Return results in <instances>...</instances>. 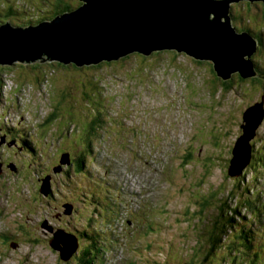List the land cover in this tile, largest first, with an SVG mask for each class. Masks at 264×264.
<instances>
[{
    "label": "rangeland",
    "instance_id": "1",
    "mask_svg": "<svg viewBox=\"0 0 264 264\" xmlns=\"http://www.w3.org/2000/svg\"><path fill=\"white\" fill-rule=\"evenodd\" d=\"M30 1L32 0H18V4L31 9ZM35 1L36 9L29 12L32 18L51 14L49 0L45 4H40L43 0ZM0 5L4 9L2 3ZM239 5L246 21L244 28L257 32L255 28L264 25V11L261 12L257 6L254 8L253 20L256 17L259 21L258 26H254L249 23L251 18H247V15L252 16L248 1ZM2 24L5 22L2 21ZM239 25L243 26L244 22L240 21ZM252 55L253 61L260 62V66L264 67V48L262 52H253ZM182 56L184 55H178L175 51H165L149 59L132 55L128 60L102 64L98 68H88L82 72L57 68L52 76L53 81L48 80L45 86L32 80L28 83L19 81L4 70V81L0 87L1 133L10 136V132H6V128L10 127L27 135L31 132L39 147L35 151L37 155L32 158L24 154L21 144H15V141H11V147L0 149V171L8 170L6 174L0 172V264H63L58 254L50 249V235L43 233L46 230L41 223L46 221L54 228L65 222L67 218L63 215L56 218L58 208L64 204L71 205L76 213L81 211L83 216L88 212L90 215L91 211L84 212L86 204L78 201L81 199L89 205L94 204L98 208V214H116L111 209L102 210L104 206L108 207V196H114L115 201L121 200L120 214L115 215H121V218L113 219L112 224L99 223L98 227H118V230L113 229L115 232L110 243L113 251H97L91 264H143L145 260L151 264L148 259L156 261L157 264H249L250 258L247 262L239 256L237 248L228 245L232 239H237L236 236L228 234L233 228L249 231L251 245L261 243L264 247V198H261L263 206L259 222L252 221V213L243 208L240 213L244 215L245 221L240 219L232 223L231 218H228H233L234 209H237V202L240 203L245 187H253L249 190L252 200L256 193H264V172L262 175L258 168L259 159L255 158V163L251 166L255 167L253 170L246 168L236 178L226 177L225 164V160L230 159L232 146L240 135L242 110L251 103L259 102L264 91L250 90L252 87L248 81L247 83L233 75L235 85L226 87L227 90L223 92L225 96L219 106L212 108L214 97L211 93L199 92L198 101L197 98L193 101H197L191 109L194 112L188 113L189 104L193 102L183 98L187 90V79L194 83L204 80V85L211 88L206 80L211 75V66L206 62L199 66L193 65L192 60ZM142 66L144 68L139 72L145 75L141 77L144 81L131 83V77L138 76L137 68ZM20 68L22 67H18V70ZM44 68L50 69L49 66ZM29 71L28 73L25 66L23 72L17 75L26 80L35 75L38 83V70L29 68ZM96 77L104 78L105 83H108V93L99 104V110L105 117L99 119L101 125L97 123L92 126H101L98 134L93 131L91 150L94 158L88 152L85 167L81 172L73 173L71 165L75 160H69L66 152L70 153L72 149L78 156H82L87 147H81L79 140L81 137L85 141L87 139L85 133H78L83 129L81 117L73 118L80 124L75 130L72 127L71 114L88 118L93 111V115L98 116L95 112L97 99H93L92 103L84 95V85L89 96L92 92L90 79ZM75 80L79 81L81 87L72 95L70 92L74 94L79 87ZM155 83L160 84H156L154 92L160 93L152 96ZM4 84L7 86L4 87ZM237 94L246 100L242 98L244 100L240 101ZM65 99L73 104L65 106L68 104L64 103ZM74 103L76 107L73 106ZM145 103L150 104L144 105ZM224 105L228 109L217 111L224 108ZM21 111L24 112L23 116H17ZM50 113L56 115V121L52 125L45 123ZM263 125L264 121L251 143L253 152L256 151L257 155L264 153V146L261 144L264 143ZM184 145H189L192 149L187 166H184V159L174 156L175 154L183 158L187 155L189 149H178ZM14 148L27 159L20 158ZM27 150L31 151V148L28 147ZM142 158L152 162L149 169L154 174L140 163ZM64 159L68 166H65ZM253 160L254 158L251 162ZM43 163L45 167L41 168ZM58 165L62 166L59 172L53 173L52 169ZM15 167L16 171L13 172ZM140 170L144 171L143 175ZM158 170L164 172V175L162 172V175L159 174ZM67 171L70 173H66ZM118 171L125 176L127 186L115 180L113 175ZM254 172L261 175L256 182L253 180L256 177ZM45 176L49 177L50 188L44 187L39 194L38 188L42 186L40 180ZM202 177L208 178L199 186ZM241 177L242 184L235 188L236 180ZM231 192L234 193L232 198L228 196ZM209 196L211 198H207ZM224 202L227 205L223 206ZM201 209H204L203 214L198 213ZM32 211V225L35 222L40 223L37 224V229H31L29 225V212ZM67 221L62 226L64 230H67ZM216 222L218 223L215 226ZM236 233L233 231V234ZM223 234L230 235V238L227 237L225 241L223 237L220 238V244L223 245L221 250L216 239ZM3 236L6 240L2 239ZM6 241L10 243V248L1 245ZM212 246L214 251H211ZM67 248L69 249L68 246ZM64 249L65 244L60 242L62 255L66 256ZM24 253H29L33 260ZM210 259L211 262L208 261ZM261 264L264 262L261 261Z\"/></svg>",
    "mask_w": 264,
    "mask_h": 264
},
{
    "label": "water",
    "instance_id": "2",
    "mask_svg": "<svg viewBox=\"0 0 264 264\" xmlns=\"http://www.w3.org/2000/svg\"><path fill=\"white\" fill-rule=\"evenodd\" d=\"M78 1L81 6L76 10L55 15L36 26L22 29L8 23L0 25V65L61 64L82 69L116 63L134 54L150 57L175 51L195 61L211 62L222 81L231 80L236 73L242 79L258 74L251 61L257 41L248 32L236 33L229 7L248 1L249 6L260 3L264 9V0ZM222 109L228 108L224 105L217 111ZM262 113L260 105L244 113L242 133L231 150L229 177H239L249 163L250 142L262 121ZM184 148L192 152L189 145ZM44 187L49 188L47 178L42 181L40 193ZM69 212L70 209L65 213ZM70 239L74 242L72 237L58 231L50 240L51 247L60 251L63 262L73 253ZM60 242L65 244L66 256L62 255Z\"/></svg>",
    "mask_w": 264,
    "mask_h": 264
},
{
    "label": "trees",
    "instance_id": "3",
    "mask_svg": "<svg viewBox=\"0 0 264 264\" xmlns=\"http://www.w3.org/2000/svg\"><path fill=\"white\" fill-rule=\"evenodd\" d=\"M45 2H46V0H43L40 4H45ZM0 3H2V6L4 7V9L0 8V24H2V21L9 22V20H10L11 22H9V23L12 24L14 27H25L26 25H29V24L34 23V22L35 23H39L42 20H48V19H45V18H47V16L46 17H42L43 19H37V20L30 19L32 16L30 15L29 12L32 11V10H35L36 7H37L36 6L37 2L35 0H32V1L29 2L30 3L29 5L31 6V9H29L27 6H26V8L23 7V6H19L18 0H13V1L2 0V1H0ZM258 8H259V10L261 12L264 11L262 5H261V7H258ZM63 10L62 11H58L59 13L58 14L56 13V14L60 15L61 13H65L69 9H63ZM230 10H231L230 12L232 13V16L240 17V18H243L245 20L243 14L240 11V5H232ZM247 18H249V19L251 18L252 25L258 26L259 21H258V19L256 17L253 20L252 16L250 17V16L247 15ZM257 28H259L260 30L264 31V25L263 26H259ZM184 56H185V58L187 60H192L191 63L193 65L199 66L200 64L204 63V62H200V61H195V60L191 59L190 57H188L186 55H184ZM184 56H182V57H184ZM144 58L148 59L146 57H144ZM146 61H148V60H146ZM209 65H210V63H209ZM254 65L256 67L259 66V69L257 68V71L259 70V73L257 74V76H254V77H251V78H248V79H241V77H239V79L244 80L246 82L248 81L249 83L248 82L247 83L249 84V86L252 87V88H250V90L259 91V92L261 91L262 92V91H264V67H261L260 63H257V62H254ZM29 66L30 67H27V69H29L31 67L32 68L38 67V69H37L38 72H36V77L38 76L39 82L37 83L36 79L34 78L35 75L31 79H27L26 80V79H23V78H20V79L18 78V80L24 81L25 83H28L29 80H32L36 84L42 85V84H44L43 81H44L45 75H46L47 76V80H49V81L52 80L53 81V79H52V76L54 75L53 70L48 71L44 67H40L39 64H33V65H29ZM148 66H150V65H148ZM142 68H144V66H142L141 68H137V71H138L139 75L136 76V77H131V80H130L131 83H135L136 81H139V82H143L144 81V78H141V77H143L145 75H143V72H139L140 70H142ZM40 69H42V70H40ZM16 70L18 72H23V68H20L19 70L16 69ZM209 71H210V74L212 76L210 75L209 78L206 79V80H208L207 83L209 85H211V88H208V87H206L204 85V83H205L204 80H201V81L199 80V82L194 83L192 81H188V79H187V84L185 86V87H187V90L185 91V94L183 95V98H187L189 100V102L192 103L195 100V98H197V101H198V99L200 97L199 96V94H200L199 92H204V93H208L209 92L214 97V103H212V105H211L212 108L214 109V108H216L217 105H219V102H221V100H223V98L225 96V93H223V92H225L227 90L226 87H228L229 85L231 86V84L235 85V83H234V79H231V80H228V81H222L220 78L217 77V75L213 71L212 67H211V70H209ZM1 76H3V68H0V77ZM197 78H199V77H197ZM90 81L92 83V86L95 87L94 89L97 90V94H96L95 99H97L98 102L96 103L97 104L96 107L95 106L94 107H95V110H97L95 112H96V114L98 116L97 117L94 116L93 115V113H94L93 111L89 113V117L88 118H82V116H78V115L73 114V113L71 114L72 120H73L74 117H81L80 121H81V126H82L83 129H80V130H83L84 132H81L79 130L78 133L79 134L80 133H85L86 134V139H87L85 141L81 137V139L79 140L81 142V147H83V148L87 147L86 149L83 150V152H82L83 155L82 156H78V153H76V151L72 150V149H71L70 153H68L69 156H70V159L75 160L74 164L71 165L73 173H75L77 170L81 171L83 162L88 156L87 153L91 152V148H92L91 145L93 143L92 142V140H93L92 136L94 137V135H93L94 132L93 131H95L98 134L101 126L92 128L90 132L88 131V129L90 127L96 125L97 123H99L98 119H100V117H104L99 111V109H100V105L99 104L102 103L101 100H100V99H102L101 98L102 95L104 93H106V92L108 93V83H105L106 79H104V78H98V79H96V81L94 79H90ZM24 82H23V84H25ZM217 95H218V97H217ZM65 102L68 103L65 106H68L69 104H73V102H71L70 100H66L65 99L64 103ZM196 102H193L192 104H189L190 108L187 109L188 113H190V112L193 113L194 112V111H191V109L193 108L192 106ZM184 105H185L184 107H186L185 102H184ZM194 110H196V109H194ZM86 114H87V112H86ZM55 121H56V115L50 113L48 115L45 123H48V125H52V123H54ZM75 125H76V127H75ZM99 125H101V123H99ZM79 126H80V124L76 123L73 120L72 127L74 129H77V127H79ZM110 126H111V124H110ZM19 135H20L19 137L21 139L22 144H26V145H28V147L31 148V151L26 150L27 152H25V154L27 156H29V157H32L31 153H34L36 151V148L39 147L38 146L39 143L35 142V144H33V141L35 139L32 136L31 132L28 135L19 132ZM28 136H31L30 138L32 140ZM17 137L18 136H15V138H17ZM3 145L4 144L0 142V149H1V147ZM77 145H78V142H77ZM71 153H73V155ZM230 155H231V151H230ZM230 155H229V158H230ZM188 158H190V153H187V155L182 158V159H184V162H185L184 164H186V165H184L182 163V165L187 166ZM225 164L228 166L229 159L225 160ZM211 166L214 167L213 165H211ZM52 167H50L49 170H51ZM60 168L61 167L57 166L55 172L54 171H52V172L53 173H58ZM0 172L2 174L3 173L6 174V172H8V170L2 169V171H0ZM66 173H70V171H67ZM255 175H256V177L253 178L254 182L257 181V177H258L257 173H255ZM226 177H229L227 173H226ZM243 177H244V175H243ZM243 177H241L240 179L236 180L237 186L235 188H239V184H242ZM207 178L208 177H202L200 179L201 183H200L199 186H201L202 183L206 182ZM263 182H264V180H263ZM250 189H253V187H245L243 197L240 200V203L237 202V209H234L235 212H234L233 216L237 215V216H240L241 220H245V217L243 215H240V210L243 208V209H245V210H247V211L252 213V217H251L252 221L259 222L260 221L259 216L262 214V208L261 207L263 206V205H261V198H264V193H261V194L260 193L259 194L256 193L254 199L252 200V195L249 192ZM38 193H39V188H38ZM229 195H230V198H232L234 196V193L233 192L228 193V196ZM207 198H211V197L209 196ZM78 201H81L82 203H84V205L86 204L84 212H87V210H88V211H91L92 213L90 215H88L89 214V212H88V214L86 216H83L81 214L82 212L80 211L79 213H76L77 216L76 215L75 216H67V218L69 219L67 221V228L70 229L69 235H73L76 239H78L79 248H83L84 249V254H83L84 258L81 259L82 260L81 264H91L92 260H90L87 257L88 254L91 253V251H90L91 248H97L96 249L97 251L101 250V252H104V253L112 252L113 250H112V248L110 246V243H111V240L113 239L112 237L114 236V232H115L114 230H118L117 226H114V228H113L114 230L112 228H110V227L104 228V229H100L98 227L100 225L99 223H103V224H106V225L107 224H112L111 221L113 219H115V218H121V215L115 216V215L120 214L119 209H118V212L116 214H108V215L98 214V208L95 207L94 204L90 203V205H89V203H87L84 199H81V200H78ZM112 202H113V199L110 196V203H112ZM224 205H227V203L224 202L223 206ZM108 209L104 208V207L102 208V210H108ZM29 213H31V214H29L30 215V217H29V225H30L31 229H37V224H40V223L35 222L34 225H32L31 221L34 220L33 219V214H32L33 211L29 212ZM198 213L199 214H203L204 213V209L199 210ZM109 217H111V218H109ZM228 218L229 219L231 218L230 219L231 222L233 221L232 217L228 216ZM217 223L218 222L215 223V226L217 225ZM22 230L24 231V229H22ZM248 232L249 231H247V234H248ZM240 239L242 241L241 244H239V242L237 243L238 239H237V241H232L230 244H232L238 250L240 249V251L242 249L241 246H243L245 244H247V245L250 244L251 245L250 240L247 239L246 232L241 231ZM218 244L221 246L220 248L222 250L223 249V245L220 244L219 240L217 241V246H218ZM1 245L3 247H5V248H8L10 243L8 241H6V242H2ZM250 250H252L251 246L246 249V252H243V254H245V257L247 256L248 251H250ZM54 253L57 254L56 252H54ZM260 253H264L263 245L260 247V249L258 251V254H260ZM139 254L142 255L141 253H139ZM252 254L253 255L251 257H256L257 256L255 253H252ZM208 261L211 262V259L208 260ZM261 261L264 262V260H261ZM63 264H69V263L64 262ZM143 264H150V261L145 260Z\"/></svg>",
    "mask_w": 264,
    "mask_h": 264
},
{
    "label": "clouds",
    "instance_id": "4",
    "mask_svg": "<svg viewBox=\"0 0 264 264\" xmlns=\"http://www.w3.org/2000/svg\"><path fill=\"white\" fill-rule=\"evenodd\" d=\"M50 1V0H49ZM242 3H247V2H239V3H232L231 5H230V7H229V10L231 9V6L232 5H239V4H242ZM49 4H50V6H51V14H49V15H47V18L49 19V20H51L55 15H57L59 12L58 11H62L63 9H69L68 11H66L65 13H69V12H72V11H74V10H76L78 7H80L81 6V3L78 1V0H56L55 2H49ZM66 4V5H65ZM257 5H259L260 7H261V4L260 3H256ZM256 4H254V6L252 5V6H250V9H251V15H252V17H254L253 16V11H254V7L256 8ZM64 11V10H63ZM57 13V14H56ZM61 14H64V13H61ZM229 16H230V18H231V25H232V27L235 29V31H236V33L237 34H240L241 32H248L249 34H250V36L254 39V40H256L257 41V47H256V51H255V54H257L258 52H262V50H263V48H264V31L263 30H260L259 28H255L256 30H257V32H255V31H253V30H249L248 28H244L245 26H246V21L243 19V18H240V17H234V16H231V12H229ZM50 17V18H49ZM47 18H45V19H47ZM31 19L32 20H37V19H43L42 17H36V18H32L31 17ZM45 20H42V21H40V22H44ZM240 21H243L244 22V25L243 26H240L239 25V22ZM5 23H8V24H10L9 22H11L10 20H9V22H6V21H4ZM250 24H252L251 22H249ZM36 24L37 23H31V24H29V25H26L25 27H14L12 24H10L12 27H14V28H22V29H25L26 27H29L30 25H32V26H36ZM0 25H4V24H0ZM236 26H238V27H240V28H237ZM261 39L262 40V42H263V45L262 46H259V42H258V39ZM155 54H157V53H154L153 55H155ZM134 55H138V56H141V57H143L144 58V56H142V55H139V54H134ZM153 55H151V56H153ZM185 55V54H184ZM130 56H132V55H129V56H127V57H125V58H122V59H120L118 62H121V61H124V60H128L129 58H130ZM151 56L150 57H146V58H151ZM251 61H252V63H253V65H254V61H253V56L251 57ZM257 62V61H256ZM206 63H210V66L212 67V64H211V62H206ZM257 63H260V62H257ZM35 64H39V63H35ZM103 64H107V63H103ZM261 64V63H260ZM264 64V63H263ZM23 65H25L26 67H30L29 66V64L27 65V64H21V63H14L13 65H5V66H3V65H0V68H3V76H1L0 77V87L2 86V83H3V81H4V70H7L8 71V73H10L11 74V77L12 78H15V79H17L18 80V78H19V76L17 75V73H20V72H18L16 69H18V67H25V66H23ZM41 65H43V66H41ZM100 65H102V64H100ZM100 65H98V66H94V67H88V68H98ZM39 66L40 67H44V66H49L50 67V69H47L48 71H50V70H53V72H54V74H55V72H56V69L57 68H59V69H63V70H71V69H73V70H76V71H83V70H87L88 68H82V69H78V68H76L75 66H67V67H65L64 65H61V64H39ZM255 66V65H254ZM256 67V66H255ZM259 67V66H258ZM258 67H256V68H258ZM32 68V67H31ZM36 69H38V67H35ZM40 70H42V69H40ZM27 71L28 72H30L29 71V69H27ZM38 72V71H37ZM233 75H237L238 77H240L239 76V74L238 73H236V74H233ZM232 75V76H233ZM261 78V77H260ZM20 79V78H19ZM91 79H93V78H91ZM96 79H98V77H96L94 80L96 81ZM231 79H233V77L231 78ZM242 79V78H241ZM20 81V80H19ZM44 84H47V82H48V80H47V76L45 75V79H44ZM235 81V80H234ZM75 82H76V84H78L79 85V87L76 89V91H75V93L73 94L72 92H70L72 95H75L76 94V92H77V90L81 87V85H80V83H79V81H76L75 80ZM91 82V81H90ZM238 83V82H237ZM44 84H42L43 86H45ZM66 84V83H65ZM156 84H160V83H155V85H154V87H153V92H152V96H154L155 94H157V93H160V92H157V93H155L154 92V88L156 87ZM7 86V84H4V87H6ZM163 87V86H162ZM95 87L94 86H92V83H91V90H92V92H91V94L89 95V96H87V93H86V86L84 85V95H85V98H86V100H91V102L93 103V99H95V97H96V94H97V90L96 89H94ZM163 90H164V88H163ZM178 92V91H177ZM179 93V92H178ZM105 95H107V92L106 93H104L103 95H102V99H100L101 100V102H103L104 100H103V96H105ZM181 95V94H180ZM0 96H1V92H0ZM237 97L239 98V100L240 101H242V100H244L245 99V97H242L241 95H239V94H237ZM112 98H114V96L113 97H111L110 99H112ZM242 98H244V99H242ZM166 99V98H165ZM246 100V99H245ZM258 100V99H257ZM89 102V101H88ZM87 102V103H88ZM157 102V101H156ZM252 102V101H251ZM158 103V102H157ZM160 103V102H159ZM146 104H150V103H145L144 105H146ZM161 104V103H160ZM97 105V104H96ZM162 105V104H161ZM178 105H179V103H178ZM254 105H260L261 106V109H262V111H263V113H262V121H261V123H260V125H259V127L257 128V130L255 131V137H256V134H257V131H258V129L260 128V126H261V124H262V122L264 121V95L260 98V100H259V102H254V103H251L248 107H246L244 110H242V112H241V116H240V118H241V124H240V126H239V129H240V135H241V133H242V129H241V125H242V121H243V116H244V113L248 110V109H250L251 107H253ZM74 106L76 107V105H75V103H74ZM164 107H167V105L166 106H164ZM12 110V109H11ZM144 110V109H143ZM13 111V110H12ZM100 111V110H99ZM165 111H170V110H164V112ZM13 112H15V111H13ZM163 112V113H164ZM22 113H24L23 111H21L20 112V114H17V116H23L22 115ZM101 113V112H100ZM162 113V114H163ZM103 116H104V114L103 113H101ZM25 115V114H24ZM105 117V116H104ZM101 118H103V117H100V119ZM117 118H120L119 116H117ZM131 118H133V117H131ZM135 118H136V116H135ZM138 118V117H137ZM108 119L109 120H112V118L111 117H108ZM124 119H127V118H124ZM98 121H99V119H98ZM174 123V122H173ZM80 127V126H79ZM91 129H92V127H90L89 129H88V131L90 132L91 131ZM262 129H264V125L262 126ZM72 130L73 129H71V133H72ZM76 130V129H75ZM171 130V129H170ZM6 132H10V136H8L7 135V133L5 134V133H1V130H0V140L2 139V138H4V145L1 147V148H4V146L7 148L8 146H9V142H11V141H15V144H21L20 145V147H21V150H22V152L25 154V152H27L26 150H27V148H28V145H26V144H22V142H21V139H20V135H19V130L18 129H16V128H14V127H10V128H6ZM173 133V132H172ZM239 135V136H240ZM15 136H18L17 138H15ZM166 136V135H165ZM238 136V137H239ZM167 137V136H166ZM254 137V138H255ZM9 139H12V140H9ZM35 139V138H34ZM238 139V138H237ZM236 139V140H237ZM36 140V139H35ZM33 141V144H35V142H37V141ZM235 140V141H236ZM254 140V139H253ZM252 140V141H253ZM252 141L250 142V146H251V153L253 154L254 152V150H253V145L251 144L252 143ZM6 143H7V145H6ZM38 143V142H37ZM150 144V143H149ZM149 144H147V146L148 147H150L149 146ZM261 144H263V146H264V143L262 142ZM152 145V144H151ZM234 146V145H233ZM233 146H232V148H233ZM12 147H15V145L14 146H12ZM178 149H184V147H182V148H178ZM177 149H175V151H176ZM232 150V149H231ZM14 151L16 152V153H18L17 151H16V149L14 148ZM158 151H160L161 152V149H158ZM174 151V152H175ZM156 152V151H155ZM174 152H173V154H174ZM157 153V152H156ZM255 153H256V151H255ZM254 153V154H255ZM32 154V157L33 156H36L37 155V152H34V153H31ZM90 154L92 155V157H93V152H92V150H91V152H90ZM157 154H159V153H157ZM18 155L20 156V158L22 157V158H26V157H24V156H21L19 153H18ZM256 155V154H255ZM174 156L176 157V158H178V159H182V157L181 158H179V157H177L175 154H174ZM32 157H30V158H32ZM39 158V157H38ZM94 158V157H93ZM230 158H231V155H230ZM257 158H259V162L262 164V165H264V156H261V157H257ZM27 159V158H26ZM216 159H217V157H216ZM70 160V159H69ZM142 160H143V158H142ZM218 160V159H217ZM230 160V159H229ZM84 162L86 163V159L84 160ZM140 163L141 164H143V165H145V167H146V169L147 170H149L150 172H152V170H150L149 169V166H150V164L152 163V162H147V160L146 159H144L143 161H141L140 160ZM43 165H44V163H43ZM69 165V164H68ZM68 165H65V166H68ZM45 166V165H44ZM58 167H62L61 165H58ZM228 167H229V164H228V166H227V169H226V173H227V171H228ZM259 167V166H258ZM16 168V167H15ZM14 168V169H15ZM243 170H245V168L243 169ZM15 171H16V169H15ZM14 171V172H15ZM141 172H142V174L141 175H143V173H144V171L143 170H140ZM159 171V170H158ZM76 172H79V171H76ZM75 172V173H76ZM81 172V171H80ZM161 172L162 171H159L158 173L159 174H161ZM153 173V172H152ZM163 173V175H164V172H162ZM242 173V172H241ZM154 174V173H153ZM162 175V174H161ZM261 176H259L258 175V177L257 178H260ZM124 178H125V176H124ZM232 178H236V177H232ZM45 179V177L43 178V179H41L40 180V182H42L43 180ZM150 181H152L153 182V180L151 179ZM149 181V182H150ZM262 182H263V176H262ZM154 183V182H153ZM264 183V182H263ZM48 185H49V183H48ZM86 186V185H85ZM40 188H41V185L39 186V190H40ZM50 188V187H49ZM155 193V192H154ZM39 194H40V191H39ZM158 196V195H157ZM159 199V198H158ZM160 202V201H159ZM162 204V203H161ZM61 205V204H60ZM55 207H57L58 208V206H55ZM104 208H109V206L108 207H105L104 206ZM160 208V207H159ZM159 208H157L158 210H159ZM59 209V213L56 215V218H60L62 215L63 216H65V218H67V216H75V214H76V212H75V210H73L72 209V206L71 205H69V204H64V205H62L61 206V208H58ZM68 209H70V212L67 214V213H65ZM110 209H112L113 210V212H115V213H117L118 212V208H115V207H110ZM245 210V209H244ZM47 211V210H46ZM157 214V213H156ZM241 219V218H240ZM240 219L239 218H237V217H235V216H233V222L235 221V220H239L240 221ZM68 220V218L65 220V222ZM242 221H245V220H242ZM65 222H63L62 224H59V223H57V224H59V226L58 227H51L50 225H48V223L46 222V221H44V222H42L41 223V226H43V227H45V230H46V232H43L45 235L46 234H48V235H50V239H49V241H48V243H49V246H50V249L52 250V251H54V252H56L57 254H58V258L60 259V253L57 251V250H54L52 247H51V245H50V240H52L53 239V237H54V233H58V231H63V233L65 234V236H68L69 238L70 237H72L73 239H74V242L71 240V245H72V249H73V253H72V255L70 256V258H69V260L67 261V263H72V262H74V264H81L82 263V260L81 259H83V254H84V249L83 248H79V243H78V239H76L73 235H69V233H70V229H68L67 228V230H64V229H62V226H63V224L65 223ZM45 225V226H44ZM52 225V224H51ZM48 228H50V229H48ZM228 229V228H227ZM49 233H48V232ZM233 231L236 233V234H233ZM233 231L232 230H230V231H228V234H231V236L233 235V236H236L237 237V239H238V241H237V239L236 240H233L232 238V240L228 243V245H232V244H230L232 241H237V243L239 242V244H241L242 243V241H241V239H240V234H241V231H244V232H246V236H247V239H248V234H247V231H245L244 230V228H240L239 230H236L235 228H233ZM210 234V235H209ZM208 235H209V237H210V239H211V232H209L208 233ZM221 237H223V240L225 241V239L227 240V237L228 238H230V235H226V234H223V235H220L219 236V238L218 239H216L217 241L219 240L220 241V238ZM20 240H22V239H20ZM215 240V241H216ZM248 240H250V239H248ZM24 241V243H25V240H23ZM25 245H26V243H25ZM25 245H23V246H25ZM237 245V244H236ZM255 245H257V244H255ZM241 246V245H240ZM22 247V246H21ZM20 247V248H21ZM239 247V246H238ZM261 247V246H260ZM8 248H10V247H8ZM13 248H16V247H13ZM19 248V247H18ZM226 248H228V247H226ZM225 248V249H226ZM97 248H91V253L90 254H88V258L89 257H91V258H89L90 260H92L93 258H95V253L97 252V250H96ZM220 249V248H219ZM211 251H214V249H213V246H212V248H211ZM93 252H94V255H93ZM250 252V251H249ZM24 254H28L29 255V253H24ZM24 254H22V256L24 255ZM79 255H81V258H79L78 259V256ZM29 257H30V255H29ZM22 258V257H21ZM20 258V259H21ZM31 258V257H30ZM264 258V257H263ZM32 259V258H31ZM19 260V259H18ZM33 260V259H32ZM61 260V259H60ZM77 260V261H76ZM148 260H151V264H157L156 263V261H153L152 259H148ZM264 260V259H263ZM257 261H260V260H257ZM24 263H26V262H24ZM62 263H64L63 261H62ZM92 263V262H91ZM29 264H33V263H29Z\"/></svg>",
    "mask_w": 264,
    "mask_h": 264
},
{
    "label": "flooded vegetation",
    "instance_id": "5",
    "mask_svg": "<svg viewBox=\"0 0 264 264\" xmlns=\"http://www.w3.org/2000/svg\"><path fill=\"white\" fill-rule=\"evenodd\" d=\"M51 2H55L56 0H50ZM258 42H259V46H262L263 45V42H262V40L259 38L258 39ZM258 69H259V67H258ZM258 73H259V70H258ZM4 148H6L5 146H4ZM45 166L44 165H42V167L41 168H44ZM55 170H56V167L55 168H53L52 169V171H54L55 172ZM45 174H47V172H45ZM48 177V176H47Z\"/></svg>",
    "mask_w": 264,
    "mask_h": 264
},
{
    "label": "bare ground",
    "instance_id": "6",
    "mask_svg": "<svg viewBox=\"0 0 264 264\" xmlns=\"http://www.w3.org/2000/svg\"><path fill=\"white\" fill-rule=\"evenodd\" d=\"M2 139H3V142H4V138H2ZM12 143H13V142H9V146H8V148L11 147ZM66 153H67V155H68V157H69V159H70V156H69V154H68L69 152H66ZM61 217H62V216H61ZM61 217H60V218H61ZM2 239H3V240H6V239H5V236H3ZM89 258H91V257H89Z\"/></svg>",
    "mask_w": 264,
    "mask_h": 264
}]
</instances>
